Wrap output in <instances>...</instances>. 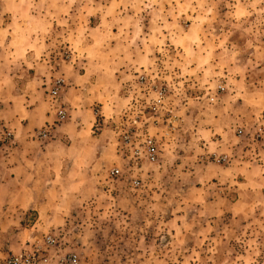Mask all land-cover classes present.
I'll use <instances>...</instances> for the list:
<instances>
[{
    "label": "rangeland",
    "instance_id": "rangeland-1",
    "mask_svg": "<svg viewBox=\"0 0 264 264\" xmlns=\"http://www.w3.org/2000/svg\"><path fill=\"white\" fill-rule=\"evenodd\" d=\"M149 86L177 127L135 166L119 136ZM50 106L74 122L37 140ZM4 132L0 160L64 159L30 210L0 197V264H264V0H0Z\"/></svg>",
    "mask_w": 264,
    "mask_h": 264
},
{
    "label": "built area",
    "instance_id": "built-area-1",
    "mask_svg": "<svg viewBox=\"0 0 264 264\" xmlns=\"http://www.w3.org/2000/svg\"><path fill=\"white\" fill-rule=\"evenodd\" d=\"M139 80H143L142 77H139ZM60 82V81H59ZM142 84V83H140ZM149 88V89H148ZM147 88V93L151 92L150 97L143 98V107L142 109L147 110L150 113V117L145 119L143 112L138 111L134 112L132 109V103L127 105L126 110L123 114L125 122L128 124L122 133L120 134L119 148L122 150V153H126V159L131 160V164L136 166L140 161L147 163H154L157 159V153L159 151V142L162 140V137L170 136L174 131L176 126L175 117L172 115L171 110L165 108V96L166 92L164 88L154 89L149 86ZM219 92H222L221 87L216 88ZM55 91L52 92V96ZM52 96L50 98H52ZM210 101L212 99H209ZM162 111V112H161ZM56 121L59 122L64 119V111L59 109L55 110ZM161 118L162 122L164 121V126L162 129H156L153 135L148 133L147 127H143L146 121L150 119V125L155 126L157 121ZM143 121V124H141ZM51 125L44 124L40 130L34 132L32 137L37 140H43L47 135L50 134ZM155 128V127H153ZM144 129V130H143ZM11 134L8 132L2 133V138L0 137V148L9 144L11 142ZM111 174L118 175V170L113 169ZM133 186H137V182H132ZM45 243L47 245H52L53 240L50 237L45 238ZM70 264H76V260L73 258L69 261ZM6 264H38L37 258L34 254H22L17 256H11L6 260Z\"/></svg>",
    "mask_w": 264,
    "mask_h": 264
},
{
    "label": "crops",
    "instance_id": "crops-1",
    "mask_svg": "<svg viewBox=\"0 0 264 264\" xmlns=\"http://www.w3.org/2000/svg\"><path fill=\"white\" fill-rule=\"evenodd\" d=\"M49 110H51L52 115H45L43 118L46 121L44 124L52 126L50 133H54L55 131L61 134L68 133L74 122L72 116H69L70 118L64 124L55 128L54 121L51 119L52 116L56 119L55 110H53L52 106L49 107ZM89 123L90 126L94 123L93 117ZM76 125H78V122ZM73 134L77 136L78 131H74ZM53 150L54 147L52 145L42 148L31 147L28 141L18 145L8 157L1 158L0 193L2 194H0V197L8 201V207L21 212L30 210L34 202L42 201L43 197L46 198L47 193L51 192L52 186L57 184L58 179L52 177V173L50 174V171H53L54 176L57 175L50 165L54 164L57 166L58 161L64 159L61 155L55 158L52 157ZM53 159L55 160L52 161ZM41 172L44 178L41 177ZM48 185H51V187H45ZM42 189L43 191L41 192ZM52 192L57 193L55 190H52Z\"/></svg>",
    "mask_w": 264,
    "mask_h": 264
}]
</instances>
